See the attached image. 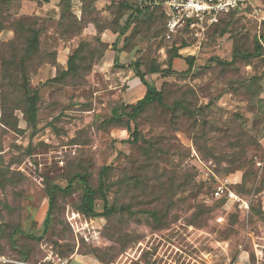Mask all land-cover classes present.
<instances>
[{"label":"rangeland","instance_id":"obj_1","mask_svg":"<svg viewBox=\"0 0 264 264\" xmlns=\"http://www.w3.org/2000/svg\"><path fill=\"white\" fill-rule=\"evenodd\" d=\"M32 22L41 52L27 63L41 97L35 128L22 111V78L6 93L0 86V255L264 264V0L174 41L163 38L162 10H142L138 0H0V75L15 28ZM109 49L133 52L139 67L97 68ZM138 72L164 103L133 118L126 106L142 96L130 89ZM115 107L125 115L109 122ZM105 167L106 216L83 210L84 186L75 179L70 191L55 192L46 224L47 186L66 188L84 174L97 189ZM133 175L144 182L123 183ZM218 184L249 208L216 199Z\"/></svg>","mask_w":264,"mask_h":264},{"label":"trees","instance_id":"obj_2","mask_svg":"<svg viewBox=\"0 0 264 264\" xmlns=\"http://www.w3.org/2000/svg\"><path fill=\"white\" fill-rule=\"evenodd\" d=\"M43 1L44 2H50L51 0H43ZM141 9L145 10L147 12L150 11L148 9H143V8H141ZM152 11H150V12H152ZM236 13H238V12H233V13L227 14L226 16H224L221 19V21L226 19V17L235 15ZM162 14H163V12H162ZM2 29H3V26L0 23V31ZM165 32H166V26H165V21H164L163 38L166 41L176 40V38L174 40H167L165 38ZM39 33H40V30H38L35 27V23H33V22L28 26V28H26L25 24H19V27L15 28V38L8 43V46L11 48V51H12L11 57H5L4 56L3 62H2L3 63V69H2V72L0 75L1 76L0 86H1V88L4 89V93H6L5 89L9 85H12L14 80L17 81L20 77L22 78V84L20 85V87H22L25 90V93L27 96L26 100H25L24 108L22 109V111H23L24 118H25L26 122L28 123L29 126H31L33 128L36 127V124L38 122V112L40 110L41 97H40L39 90L33 89L30 86L31 83H30V77H29V73H28L27 63L29 61H31L32 59H34L36 56L41 54L40 42H39ZM20 39H23L22 44L20 43ZM80 47L77 48L72 55H70V57L68 59V67L66 70H64V72L68 73V72L72 71L74 60H75V57L78 55ZM19 53H22L21 54L22 56H21L20 60H17L16 57L19 55ZM56 62H57V58H56ZM116 66H118L119 68H135L136 69L139 67V63L137 60H135L129 64L120 65L117 63V64H115V67ZM19 73H21V76H19ZM136 75L140 78L142 83L146 86L147 91H146L145 95L136 102V104H129L126 106V107L131 108V110H132L131 117H133V118L138 113H140L145 108L146 105L153 104V103H158V104L164 103L163 92L161 90L156 89L152 85H150L146 81L144 75L141 72H138ZM57 79H58V77H55L51 81L56 82ZM112 113H113V118H110L108 120L109 122H110V120H112L114 118H117V119H119V121H121L122 116L125 115V112L119 113V108H117V107L113 108ZM125 127L130 131L131 128H130L129 124H125ZM133 135H134V132L132 133V136ZM133 141H138V138L135 137L133 139ZM108 169H109V167L103 168V172H102L103 174H101V176H100V184H99L97 189L91 186V184L88 181L87 176L84 174H78L75 178L70 179L69 184L66 188H62L60 186H53L51 188V187L47 186V191L50 195L51 205H50V208H49V211L47 214V218L45 220L46 224L49 222V213L51 212L52 205L54 203L53 197H54L55 192L56 191H64V192L70 191L74 186L75 179H78V181L80 183H82L84 186V192L82 195V208H83V210L87 214L92 215V216H99V217L106 216L112 210V208L109 207L108 201L106 199L107 197L105 194L107 186L104 183V173ZM143 182L144 181L138 175H133V176L127 177V180L126 179L123 180V183H127L128 186H131V184L133 185V183H135V185L142 184ZM98 193H100V195H101L100 198L105 202L104 212H101V213H97L95 211V208H94L95 200L98 198V196H97ZM21 259L26 260V261H30V262H34V261H31L30 258H28V256L23 257Z\"/></svg>","mask_w":264,"mask_h":264},{"label":"built area","instance_id":"obj_3","mask_svg":"<svg viewBox=\"0 0 264 264\" xmlns=\"http://www.w3.org/2000/svg\"><path fill=\"white\" fill-rule=\"evenodd\" d=\"M251 0H138L143 9H160L166 26L165 38L174 40L185 32L203 34L217 25L227 14L239 12ZM216 199L237 202L240 208H249V201L231 191L225 184H218L213 191ZM219 220H222L220 218ZM0 264H70L64 257H48L40 262H30L0 255Z\"/></svg>","mask_w":264,"mask_h":264},{"label":"crops","instance_id":"obj_4","mask_svg":"<svg viewBox=\"0 0 264 264\" xmlns=\"http://www.w3.org/2000/svg\"><path fill=\"white\" fill-rule=\"evenodd\" d=\"M136 58L133 54V52H127V51H121V52H113V50H107V52L105 53V55L103 56V58L101 59L100 63L97 65V68H103V69H112L113 67H115V64H127V62H132L135 61ZM117 71L119 70H124L123 68H118L116 69ZM135 78L138 79L139 82H136L135 80L133 83L132 89L135 94L141 95L140 99L145 95L147 88L146 86L142 83V81L140 80V78L133 73L131 75V80Z\"/></svg>","mask_w":264,"mask_h":264}]
</instances>
